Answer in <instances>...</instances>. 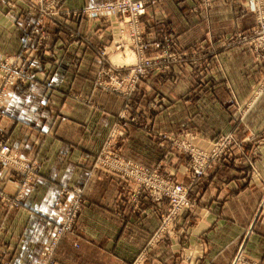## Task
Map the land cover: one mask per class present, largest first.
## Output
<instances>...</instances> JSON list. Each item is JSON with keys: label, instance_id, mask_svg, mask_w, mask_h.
<instances>
[{"label": "crops", "instance_id": "obj_1", "mask_svg": "<svg viewBox=\"0 0 264 264\" xmlns=\"http://www.w3.org/2000/svg\"><path fill=\"white\" fill-rule=\"evenodd\" d=\"M99 1L63 0V3L76 7ZM153 1L154 8L142 17L148 25L147 31L152 33L163 28L182 50L188 51L196 42L204 48L215 49L199 53L203 63L201 76L205 80L199 86L147 87L143 97L154 93L155 98L171 101L165 107L170 113L168 119L167 116L165 120L152 117L148 132L126 124L120 136L118 148L124 157L168 171L182 158L174 154L165 140L156 139L153 130L166 122L174 124L176 115L191 119L204 132L215 133L230 127L234 106L225 103V99L234 96L238 102L244 100L251 90L248 79L262 75L264 68L256 64L247 46L221 47L219 41L233 29L248 31L254 25L252 13L240 8L244 0H213L206 9L200 0ZM73 24L93 41L100 34L104 40L107 37L106 28L98 22ZM16 42L15 26L0 25V47H15ZM74 45H68L65 55L73 54L77 49ZM91 51V48L85 50V60L92 61ZM82 68L87 73L85 77L80 76ZM80 69L61 63L52 67L48 80L36 73L35 78L37 81L42 78V83L39 82L42 85L14 88L4 104L0 130L13 150L37 162V179L21 197L17 208L8 213L0 210V264H36L47 235L59 217L57 195L65 185L86 186L84 210L78 217L76 233L59 240L53 264H128L134 254L145 252L143 244L158 227V203L142 196L133 200L129 195L130 184L91 168L96 148L121 103L105 95L102 98L106 101V110L98 115L91 113L90 106L84 102L67 96L91 92L92 69L87 65ZM185 75L182 74L184 78L189 77ZM195 90L202 94L198 99L201 108L196 113L191 112V103L186 102V96ZM107 105L112 107L108 109ZM259 121L264 125V95L243 119L248 128H254ZM240 127L236 123L232 131L236 130L241 139L248 132L241 131ZM255 162L264 175V147L257 152ZM217 167L207 179L197 183L198 201L181 216V221L190 223L186 234L177 241L163 236L146 250L144 264H232L239 234L254 219L261 193L259 186L245 182L246 167ZM226 175L233 180L224 182ZM13 180L9 174L1 182L11 194L15 189ZM260 226L251 231L246 251L248 258L262 259L264 263V232L258 231L264 226ZM186 256L188 261L181 262Z\"/></svg>", "mask_w": 264, "mask_h": 264}, {"label": "rangeland", "instance_id": "obj_2", "mask_svg": "<svg viewBox=\"0 0 264 264\" xmlns=\"http://www.w3.org/2000/svg\"><path fill=\"white\" fill-rule=\"evenodd\" d=\"M200 1L205 9L213 2ZM137 5L143 9L140 15L135 10ZM154 5L153 0H101L76 7L64 5L63 0H0V25L15 26L18 32L15 47H0V118L4 104L11 98L14 88L42 85L39 83H42V78L37 81L36 73L48 80L53 66L62 63L78 71L82 65H87L92 69L89 78L91 92L68 93L67 96L84 102L90 106L91 113L98 115L106 110V101L102 98L105 95L117 98L121 103L114 114L115 119L105 129L96 148L91 168L130 184V198L142 196L160 205L158 227L148 236L143 250L141 249L146 253L134 254L128 264H144L148 252L146 250L158 243L163 236L177 241V238L186 234L190 223L188 220L181 221V216L190 211L198 201L200 192L197 193V183L207 179L219 165L228 168L246 167L245 182L259 186L261 193L254 219L239 234L232 264H264L262 259L248 258L246 251V241L251 231L257 229L259 224H264V175L255 162L257 152L264 147V125L259 121L257 124L261 125L255 124L254 128H248L243 123V119L264 95V71L262 75L248 79L251 90L244 100L238 102L234 96L225 99V103L234 106L230 114L233 121L230 127L215 133L204 132L191 119L176 115L174 124L167 125L166 122L153 130L156 139L165 140L174 154L182 158L181 162L171 165L168 171H162L158 165L150 168L133 162L124 157L118 148L126 124L136 125L148 132L152 117L165 120L164 117L170 114L165 107L171 101L155 98L154 93L143 97L147 87L199 86L201 82H205L201 76L203 74L200 67L203 63L199 53L202 50L215 51L212 46L204 48L197 42L188 51L182 50L163 28L152 33L147 31L148 25L142 17ZM239 5L241 9L252 13L254 25L248 31L233 29L222 35L219 38L221 47L247 46L256 64L264 68V0H244ZM85 22L100 23L106 28V39L100 34L99 39L93 41L89 34L80 31L73 24ZM69 44H75L73 47L77 49L72 55H65ZM90 48L93 62L84 59L85 50ZM82 69L80 76L85 77L87 73ZM183 73L190 78H184ZM186 98V102L191 103V112H199L201 106L198 99L202 98L200 91L195 90ZM109 107L112 105H107L108 109ZM168 118L169 116L166 117ZM236 123L241 125V131L248 132L241 139L237 137L236 130L232 131ZM6 145L9 151L5 154L2 147ZM36 163L32 158L13 150L0 130V183L10 174L15 185L11 194L8 186L3 185L4 182L0 184V210H4V213L17 208L21 197L36 182ZM136 167H142L143 170L142 174L135 173L143 176L140 187L132 184L127 177ZM124 173L126 176L123 177ZM231 178L226 175L224 182L233 180ZM177 185H181L185 192L182 197L172 200L171 197L179 196L175 193ZM84 187L86 188L85 185H65L59 189V217L47 235L36 264L54 263L59 241L56 244L49 242L53 232H61L69 226V230L60 239L76 233L78 217L84 210ZM215 192L218 193V189ZM154 195L161 198L155 200ZM129 203H132V199ZM258 231L264 232V228ZM73 245L77 246L76 243ZM188 259L186 256L181 262H187Z\"/></svg>", "mask_w": 264, "mask_h": 264}, {"label": "built area", "instance_id": "obj_3", "mask_svg": "<svg viewBox=\"0 0 264 264\" xmlns=\"http://www.w3.org/2000/svg\"><path fill=\"white\" fill-rule=\"evenodd\" d=\"M135 10L137 12V15H140L141 13H143L142 12L143 9L140 7V5H137L135 7ZM261 18L263 20V17H261ZM7 151H9V147H7V145L6 146H3L2 147V152L6 154ZM138 172L141 173V174L143 173L142 167H136L135 169L131 170L129 172V175L127 177L130 178L132 184H136L138 187H140L143 184L142 183V177L143 176L142 175H135V173H138ZM124 176H126L125 173H124L123 177ZM180 186L181 185H177V191L175 190V193L178 194L179 196H174L173 198L171 197L172 200L177 199V198H180V197H182L184 195V192H185L184 191V188L182 186L181 187ZM154 197H155L154 198L155 200H158V199L161 198V197H159V195H154ZM132 198H133V200H136L137 199L136 196H133ZM68 230H69V226L66 227V228H64L61 232H58V233H54L53 232L51 234V236H50L49 242L52 241L53 244H56L59 241L61 235H63V233L66 232V231H68Z\"/></svg>", "mask_w": 264, "mask_h": 264}, {"label": "bare ground", "instance_id": "obj_4", "mask_svg": "<svg viewBox=\"0 0 264 264\" xmlns=\"http://www.w3.org/2000/svg\"><path fill=\"white\" fill-rule=\"evenodd\" d=\"M122 56V55H121ZM113 58V57H112ZM131 59V58H130Z\"/></svg>", "mask_w": 264, "mask_h": 264}]
</instances>
